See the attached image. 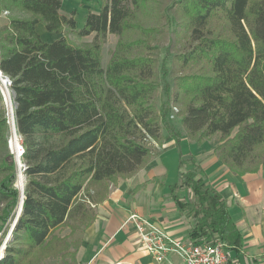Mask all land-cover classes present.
<instances>
[{
	"label": "trees",
	"instance_id": "obj_1",
	"mask_svg": "<svg viewBox=\"0 0 264 264\" xmlns=\"http://www.w3.org/2000/svg\"><path fill=\"white\" fill-rule=\"evenodd\" d=\"M62 3L0 0V13L9 11L8 23L0 24V70L12 80L26 175L23 211L0 264H34L27 262L33 255L75 262L77 234L96 219L95 206L107 198L110 184L137 173L156 153L148 136L159 146L170 136L180 151L178 180L170 189L191 221L190 240L235 245L239 230L227 200L193 157L183 158L181 141L186 136L202 143L218 134L216 153L233 172L264 168V0H104L82 28L75 12H62ZM139 12H154L163 23L146 27ZM215 17L227 21L229 35L212 33ZM38 23L51 33L68 28L94 39L80 46L65 34L47 42ZM130 30L142 36L124 40ZM185 33L190 44L174 60L204 62L209 71L176 75L173 86L166 81L158 106L160 46L151 40ZM109 34L118 41L105 67L102 48ZM135 47L151 53L124 55ZM162 70L165 78L164 60ZM182 101L177 127L173 103ZM8 133L0 110V229L15 219L21 200Z\"/></svg>",
	"mask_w": 264,
	"mask_h": 264
},
{
	"label": "crops",
	"instance_id": "obj_2",
	"mask_svg": "<svg viewBox=\"0 0 264 264\" xmlns=\"http://www.w3.org/2000/svg\"><path fill=\"white\" fill-rule=\"evenodd\" d=\"M103 2L63 0L61 9L64 13L75 12L76 25L82 28L88 14L98 12ZM36 30L47 42L69 31L65 28L64 34L51 33L43 23H38ZM220 143L218 134L202 143L184 136L181 152L183 158L195 159L207 182L227 200L229 213L239 230L235 245L226 249L230 264H264V168L244 174L233 172L216 153ZM179 152L175 140L166 136L163 145L142 169L110 184L107 198L95 206L96 219L79 234L73 264H186L174 253L163 263L156 262L128 221L131 213H138L158 222L169 235L190 239L191 221L180 212L170 189L178 180Z\"/></svg>",
	"mask_w": 264,
	"mask_h": 264
},
{
	"label": "rangeland",
	"instance_id": "obj_3",
	"mask_svg": "<svg viewBox=\"0 0 264 264\" xmlns=\"http://www.w3.org/2000/svg\"><path fill=\"white\" fill-rule=\"evenodd\" d=\"M79 13V12H78ZM155 13H138L139 21L143 23L144 26H151V25H161L163 21H161L158 17H156ZM78 21L81 19V14L78 15ZM8 21V16L0 15V23H4ZM210 29L212 30V33L214 35L216 34H222L223 36L229 35L228 30V23L227 21L222 17H215L212 19V21L209 24ZM66 34L68 35L69 40L76 44V45H86L93 41L94 35L91 36H78L76 34H70L68 31H66ZM142 34L136 30H130L126 33L124 36V40H132L138 37H141ZM170 34L159 36L158 39H152V44H158L160 46V53H159V68H158V82H159V88L155 94V101L157 105L159 106L162 102L165 101V83L166 81L173 86L174 85V77L179 74H189V73H200L209 71V67L204 62H192L190 64L184 65L176 60H174V55L186 50V48L190 44V35L189 33H185L181 39H170ZM118 41V37L114 34H109L106 42L103 44L102 48V57H103V65L106 67L109 63L110 59L113 56V53L116 49V44ZM169 50V51H168ZM168 51V52H167ZM147 54L151 53L150 51L142 48H132L126 52H124V55L128 57H133L141 54ZM163 60L166 61V69H167V75L164 78L163 77V70H162V63ZM174 106H177L180 110V113L176 116V118L171 119L173 124L177 127H181V113L184 111L185 108V101L179 102V103H173ZM0 110L4 112V115L7 110L6 102L4 100V97L2 96L1 89H0ZM165 133V132H164ZM10 140V133H8V151L10 154L14 155V151L12 146H10L9 143ZM161 146H155V148L158 150ZM3 148H0V157L3 156ZM15 156V155H14ZM16 159V158H15ZM17 169L19 171V166L16 160ZM23 164V162H22ZM24 172V171H23ZM25 174V173H24ZM4 174L0 171V180L3 178ZM16 187V186H15ZM17 188V187H16ZM18 189V188H17ZM19 190V189H18ZM21 193V192H20ZM4 206L3 202H0V209ZM17 211V210H16ZM14 220L11 222L9 226H4L3 229H0V249L3 245V242L5 238L10 233V230L12 228ZM68 232V229H64L62 231V234H65ZM79 234L77 236L79 237ZM33 260H27V262H32L34 264H73L72 260H61L56 258H42L41 260H37V256L33 255Z\"/></svg>",
	"mask_w": 264,
	"mask_h": 264
},
{
	"label": "built area",
	"instance_id": "obj_4",
	"mask_svg": "<svg viewBox=\"0 0 264 264\" xmlns=\"http://www.w3.org/2000/svg\"><path fill=\"white\" fill-rule=\"evenodd\" d=\"M9 11L4 10L0 15L7 16ZM0 80H3L6 92L0 87L2 96L6 102L7 110L5 113L6 123L10 133V146L13 148L14 157L17 162L21 160L24 154V147L21 136L18 134L16 126V117L14 111V103L11 98L12 80L9 76L0 71ZM7 96L9 98V106L7 105ZM179 112L177 106H173L171 118H176ZM147 141L154 146L158 144L151 138L147 137ZM22 169H25V165ZM138 234L139 241L143 244L147 252L158 263L168 260L169 255L174 253L180 256L186 264H230L229 255L227 253L228 246L221 241L214 245L205 242L195 243L190 239H182L169 235L163 227L156 221L142 216L138 213H131L128 217ZM2 257L0 256V259Z\"/></svg>",
	"mask_w": 264,
	"mask_h": 264
},
{
	"label": "water",
	"instance_id": "obj_5",
	"mask_svg": "<svg viewBox=\"0 0 264 264\" xmlns=\"http://www.w3.org/2000/svg\"><path fill=\"white\" fill-rule=\"evenodd\" d=\"M1 71V70H0ZM2 72V71H1ZM3 73V72H2ZM18 166H19V170H23L22 169V161L21 160H19L18 162ZM24 198H25V194H23V193H21V200H20V203H19V206H18V208H17V213H16V217H15V219H14V222H13V224H12V228H11V230H10V233L8 234V236L5 238V240H4V242H3V245H2V250H3V252L1 253L0 252V256L1 257H3L4 256V254H5V251H6V248H7V245H8V242L10 241V239H11V237H12V233H13V230H14V228H15V226H16V224H17V222H18V220H19V218H20V216H21V214H22V211H23V204H24Z\"/></svg>",
	"mask_w": 264,
	"mask_h": 264
},
{
	"label": "bare ground",
	"instance_id": "obj_6",
	"mask_svg": "<svg viewBox=\"0 0 264 264\" xmlns=\"http://www.w3.org/2000/svg\"><path fill=\"white\" fill-rule=\"evenodd\" d=\"M0 87L3 88L4 91L6 92V88L4 86L3 80H0ZM7 105L8 106L10 105L8 96H7ZM14 147H15V144H13L12 148ZM15 186L19 189L21 193L25 194L24 192H25V186H26V175L24 174L23 170L18 171V176L16 178ZM0 252L2 253L3 250L0 249Z\"/></svg>",
	"mask_w": 264,
	"mask_h": 264
}]
</instances>
